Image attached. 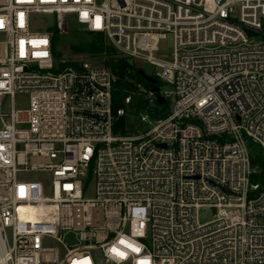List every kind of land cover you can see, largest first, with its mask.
Masks as SVG:
<instances>
[{
	"label": "built area",
	"instance_id": "2783aa9c",
	"mask_svg": "<svg viewBox=\"0 0 264 264\" xmlns=\"http://www.w3.org/2000/svg\"><path fill=\"white\" fill-rule=\"evenodd\" d=\"M67 22L160 80L168 114L113 133V72L53 52ZM247 140L264 155V0H0V264H264Z\"/></svg>",
	"mask_w": 264,
	"mask_h": 264
},
{
	"label": "trees",
	"instance_id": "16d2710c",
	"mask_svg": "<svg viewBox=\"0 0 264 264\" xmlns=\"http://www.w3.org/2000/svg\"><path fill=\"white\" fill-rule=\"evenodd\" d=\"M58 36L53 37V52L57 58L62 54L57 50ZM69 55H88L101 58L102 63L108 67L115 75V80L111 88V110L115 114L119 108H135L146 111L152 120L164 118L169 111V101L165 99L163 103H157L156 99L152 104H148L145 94L138 90V85L150 90L153 86L161 87L160 80L151 84L140 76L136 67L131 62L119 57L115 49L106 42L102 34L95 32H85L78 40L70 42L67 47ZM72 63V62H71ZM129 97V103H124V98ZM123 121L119 117L112 126L115 134H126L127 131L121 130ZM249 150L250 164L253 172L249 175V182L257 184L258 190L264 187V155L260 146L250 140L246 141Z\"/></svg>",
	"mask_w": 264,
	"mask_h": 264
},
{
	"label": "rangeland",
	"instance_id": "374dc122",
	"mask_svg": "<svg viewBox=\"0 0 264 264\" xmlns=\"http://www.w3.org/2000/svg\"><path fill=\"white\" fill-rule=\"evenodd\" d=\"M43 24H46L45 19H39ZM86 31L82 30L80 27L76 26L72 22H67L63 25V29L57 31L54 36L57 34L58 36V43H57V50L62 54L65 58H87L88 55H69L67 47L70 42H74L79 39L80 36H83ZM162 51L161 55L163 57L168 58L169 57V50L172 47V40L171 37L168 36L167 39L162 41ZM102 60L101 58H99ZM145 72L149 73L152 70V67L148 64L144 65ZM168 90V88H166ZM138 90L141 92L147 91V89L143 88L142 86L138 87ZM145 98L148 100V104H151V96L146 93ZM166 99L169 101L170 105V97L167 96ZM15 105L16 106H23L26 103V97L25 96H17L15 99ZM147 114L146 111L143 110H137L135 108H125V111L123 115L121 116V119L123 121V124L121 125V130L127 131L126 134H134V133H140L146 129H148L153 121L150 119L149 115L147 118L142 119V116H145ZM123 135V134H122ZM212 210L209 208H202L198 211V220L200 222H205L211 218ZM68 241H70L68 239Z\"/></svg>",
	"mask_w": 264,
	"mask_h": 264
},
{
	"label": "water",
	"instance_id": "95a60500",
	"mask_svg": "<svg viewBox=\"0 0 264 264\" xmlns=\"http://www.w3.org/2000/svg\"><path fill=\"white\" fill-rule=\"evenodd\" d=\"M138 73L140 74V76L142 78H144L147 82L151 83V84H156L157 83V79L150 76V75H147L145 74L141 69L138 70ZM151 91L153 93H155V97H156V101L157 103H163L165 101V98L163 96H161L160 94H158V91H159V87L158 86H153L151 88Z\"/></svg>",
	"mask_w": 264,
	"mask_h": 264
},
{
	"label": "snow or ice",
	"instance_id": "6c2138e0",
	"mask_svg": "<svg viewBox=\"0 0 264 264\" xmlns=\"http://www.w3.org/2000/svg\"><path fill=\"white\" fill-rule=\"evenodd\" d=\"M121 243H126V242H124V241H121ZM126 246H128V247H132L131 245H126ZM132 250L133 251H138V249H136V248H134V247H132ZM113 251L114 252H116L117 250L116 249H113ZM118 255H120V256H123L124 254L123 253H117ZM140 264H146V262H140Z\"/></svg>",
	"mask_w": 264,
	"mask_h": 264
}]
</instances>
